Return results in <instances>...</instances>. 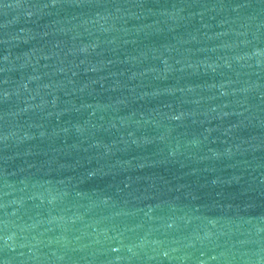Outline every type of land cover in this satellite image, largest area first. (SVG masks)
Masks as SVG:
<instances>
[{
  "label": "water",
  "instance_id": "obj_1",
  "mask_svg": "<svg viewBox=\"0 0 264 264\" xmlns=\"http://www.w3.org/2000/svg\"><path fill=\"white\" fill-rule=\"evenodd\" d=\"M0 264H264V0H0Z\"/></svg>",
  "mask_w": 264,
  "mask_h": 264
}]
</instances>
